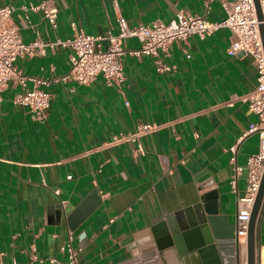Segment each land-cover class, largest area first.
Returning <instances> with one entry per match:
<instances>
[{
  "label": "crops",
  "instance_id": "obj_1",
  "mask_svg": "<svg viewBox=\"0 0 264 264\" xmlns=\"http://www.w3.org/2000/svg\"><path fill=\"white\" fill-rule=\"evenodd\" d=\"M41 1L2 0L14 5L12 20L24 41L69 36L72 21L89 33L115 30L118 14L129 24L168 21L180 9L210 20L225 15L221 0H45L57 8L52 26L41 9L22 7ZM230 37L222 26L203 38L172 41L161 58L174 68L165 71L156 70L152 55L126 53L121 87L100 74L90 83L42 84L51 93L42 117L13 101L20 87L9 82L0 100L1 259L25 264L34 252L43 258L34 264H50L49 257L65 264L60 247L70 233L80 264H121L138 253L153 224L212 188L219 212L235 221L246 159L259 135L248 132L257 115L242 99L256 84L253 57L229 53ZM124 44L133 49L140 42L127 37ZM69 52L47 47L15 62L28 75L49 78L68 71ZM139 121L159 125L140 137L143 151L135 142H110ZM234 163L242 168L233 188ZM205 181L211 183L202 187ZM94 187L101 203L72 228L68 214ZM255 241L256 264H264V196Z\"/></svg>",
  "mask_w": 264,
  "mask_h": 264
},
{
  "label": "built area",
  "instance_id": "obj_2",
  "mask_svg": "<svg viewBox=\"0 0 264 264\" xmlns=\"http://www.w3.org/2000/svg\"><path fill=\"white\" fill-rule=\"evenodd\" d=\"M111 1L116 4V0ZM258 2L262 13L261 21L264 24V0ZM221 5L225 15L219 20H210L204 15L192 14L180 9L168 21L129 24L125 17L118 14L115 30L109 28L102 33H89L72 21V33L69 36L57 37L54 40L35 37L30 41H24L12 20L14 5L2 3L0 0V100L2 91L9 82H13L20 87V90L14 94L13 101L26 106L36 117H42L51 98V93L44 89L42 84L68 81L90 83L100 74L107 84L121 87L125 80L122 62L124 54L152 55L157 71L171 70L174 65L162 60L161 56L168 53L172 41L185 40L192 34L203 38L219 27H228L231 37L227 51L232 54H250L256 68V84L242 96L248 109L257 115V121L249 125L248 132L257 131L259 135L257 150L249 153L246 159L245 190L237 197V238L240 245H245L250 211L264 169V50L259 30L260 20L256 14L254 0H221ZM22 7L41 9L48 22L52 26L56 25L57 8L47 1L28 3ZM127 37H136L140 42L139 47L126 49L124 41ZM104 41H106L105 45ZM56 46L67 47L70 50L69 68L66 73L49 78L28 75L15 62L18 57L43 54L47 47ZM28 81L31 82L30 85ZM158 126L154 121H139L133 130H120L112 134L110 142H135L137 150L143 151L140 137L157 129ZM230 160L235 162V157L231 155ZM241 168L242 166L234 163V174L230 179L233 188ZM60 248L67 253L65 264H80L77 258L78 249L72 244L70 233ZM36 260L42 262L43 258L32 252L25 264H34ZM48 262L58 264L59 261L55 257H49ZM0 264L22 263L16 259L8 263L0 257ZM238 264H247L246 254L239 257Z\"/></svg>",
  "mask_w": 264,
  "mask_h": 264
},
{
  "label": "water",
  "instance_id": "obj_3",
  "mask_svg": "<svg viewBox=\"0 0 264 264\" xmlns=\"http://www.w3.org/2000/svg\"><path fill=\"white\" fill-rule=\"evenodd\" d=\"M259 30L264 50V24L258 0H254ZM205 181L201 186L209 185ZM218 191H203L198 201L153 224L137 244L138 253L121 264H238L240 244L237 238V216L230 222L219 212L216 202ZM264 196V169L253 202L247 225V264H256L255 223ZM101 203L98 189L94 187L68 214L69 225L74 228Z\"/></svg>",
  "mask_w": 264,
  "mask_h": 264
}]
</instances>
